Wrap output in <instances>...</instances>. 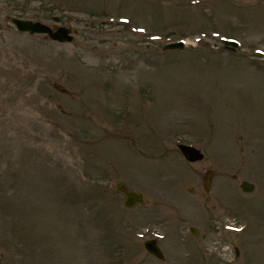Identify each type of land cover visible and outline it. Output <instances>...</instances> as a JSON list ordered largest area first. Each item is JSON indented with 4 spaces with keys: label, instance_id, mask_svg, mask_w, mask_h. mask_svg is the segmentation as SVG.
Returning <instances> with one entry per match:
<instances>
[{
    "label": "rangeland",
    "instance_id": "374dc122",
    "mask_svg": "<svg viewBox=\"0 0 264 264\" xmlns=\"http://www.w3.org/2000/svg\"><path fill=\"white\" fill-rule=\"evenodd\" d=\"M0 264H264V0H0Z\"/></svg>",
    "mask_w": 264,
    "mask_h": 264
},
{
    "label": "water",
    "instance_id": "95a60500",
    "mask_svg": "<svg viewBox=\"0 0 264 264\" xmlns=\"http://www.w3.org/2000/svg\"><path fill=\"white\" fill-rule=\"evenodd\" d=\"M12 23L16 25L17 29L22 32H29L30 34H45L54 41L67 43L71 42L74 39L73 29L66 26H59L57 28H52L42 22L32 21L22 18H12ZM184 43L182 41L168 43L165 46V49H183ZM179 148L185 158L189 161H197L203 159L204 155L201 151L191 145L180 144ZM212 174L209 173L208 177ZM207 187L209 186V178L206 179ZM117 189L124 194V204L126 207L132 208L138 204L143 203V193L139 191H134L129 189L123 182H118L116 185ZM241 187L244 191L250 192L254 189V186L247 182L243 181ZM195 232V230L193 229ZM146 249L157 256L158 258L163 259L164 255L161 251V248L157 244L156 239L147 240L145 242Z\"/></svg>",
    "mask_w": 264,
    "mask_h": 264
}]
</instances>
